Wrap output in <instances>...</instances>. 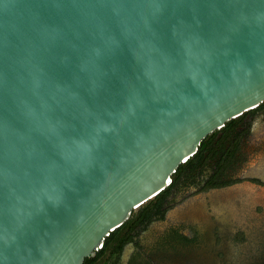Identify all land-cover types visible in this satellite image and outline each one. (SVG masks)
I'll use <instances>...</instances> for the list:
<instances>
[{
	"label": "water",
	"instance_id": "obj_1",
	"mask_svg": "<svg viewBox=\"0 0 264 264\" xmlns=\"http://www.w3.org/2000/svg\"><path fill=\"white\" fill-rule=\"evenodd\" d=\"M263 102L264 0H0V264L94 258Z\"/></svg>",
	"mask_w": 264,
	"mask_h": 264
},
{
	"label": "flooded vegetation",
	"instance_id": "obj_2",
	"mask_svg": "<svg viewBox=\"0 0 264 264\" xmlns=\"http://www.w3.org/2000/svg\"><path fill=\"white\" fill-rule=\"evenodd\" d=\"M264 264V107L217 132L172 175L100 264Z\"/></svg>",
	"mask_w": 264,
	"mask_h": 264
},
{
	"label": "trees",
	"instance_id": "obj_3",
	"mask_svg": "<svg viewBox=\"0 0 264 264\" xmlns=\"http://www.w3.org/2000/svg\"><path fill=\"white\" fill-rule=\"evenodd\" d=\"M262 107H264V102L255 110H252L250 112L247 113H254L257 110L261 109ZM245 113V114H247ZM243 114L242 116L231 120L229 122H227L225 124V126L218 130L215 131L214 133L210 134L209 136H207L200 144L197 153L190 158L186 163H184L183 165H181L176 173H178V171L182 168H185L186 166L191 165L199 156V154L202 152V149H204V147H206L208 140H210L211 138H213L215 136V134L217 132H224V131H230V130H234L236 127V124L243 118V116L245 115ZM175 173V174H176ZM161 196L158 195L157 197H155L154 199L144 203L142 206H140L138 209L134 210L130 217L128 218V220L117 230H115L114 232H112L104 241L103 246L101 247V249L96 253V256L94 258H88L84 260L83 264H100V262H97V260L99 259V257L105 252L106 256H111L114 252H116L119 248H120V244L123 242L124 238L126 239V235H128V233L130 232L131 228L134 226L135 221H137L140 216L142 215V212L145 208H147V206L151 205L153 202H155L159 197Z\"/></svg>",
	"mask_w": 264,
	"mask_h": 264
},
{
	"label": "rangeland",
	"instance_id": "obj_4",
	"mask_svg": "<svg viewBox=\"0 0 264 264\" xmlns=\"http://www.w3.org/2000/svg\"><path fill=\"white\" fill-rule=\"evenodd\" d=\"M245 254H246V252H243V253H241V251L239 252V256H237V257L235 258L237 264H246V262H247V258H246V256H245ZM231 263H232V264H235V261H232V260H231ZM247 264H248V263H247Z\"/></svg>",
	"mask_w": 264,
	"mask_h": 264
}]
</instances>
